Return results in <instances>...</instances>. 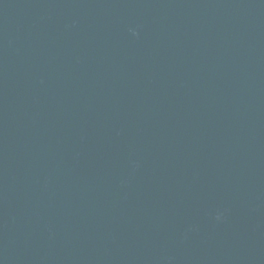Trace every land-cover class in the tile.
<instances>
[{
	"label": "water",
	"instance_id": "95a60500",
	"mask_svg": "<svg viewBox=\"0 0 264 264\" xmlns=\"http://www.w3.org/2000/svg\"><path fill=\"white\" fill-rule=\"evenodd\" d=\"M0 264H264V0H0Z\"/></svg>",
	"mask_w": 264,
	"mask_h": 264
}]
</instances>
